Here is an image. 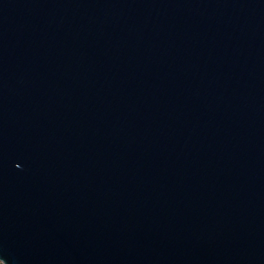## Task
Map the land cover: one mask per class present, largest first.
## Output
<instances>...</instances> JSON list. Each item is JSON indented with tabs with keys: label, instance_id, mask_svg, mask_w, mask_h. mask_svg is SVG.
I'll list each match as a JSON object with an SVG mask.
<instances>
[{
	"label": "water",
	"instance_id": "water-1",
	"mask_svg": "<svg viewBox=\"0 0 264 264\" xmlns=\"http://www.w3.org/2000/svg\"><path fill=\"white\" fill-rule=\"evenodd\" d=\"M3 264H264V0H0Z\"/></svg>",
	"mask_w": 264,
	"mask_h": 264
},
{
	"label": "rangeland",
	"instance_id": "rangeland-1",
	"mask_svg": "<svg viewBox=\"0 0 264 264\" xmlns=\"http://www.w3.org/2000/svg\"><path fill=\"white\" fill-rule=\"evenodd\" d=\"M0 264H3V263L0 261Z\"/></svg>",
	"mask_w": 264,
	"mask_h": 264
}]
</instances>
